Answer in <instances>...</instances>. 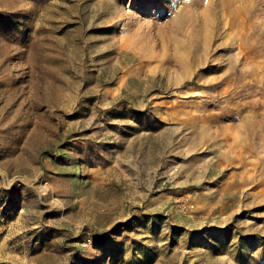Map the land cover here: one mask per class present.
Returning <instances> with one entry per match:
<instances>
[{
	"label": "rangeland",
	"instance_id": "1",
	"mask_svg": "<svg viewBox=\"0 0 264 264\" xmlns=\"http://www.w3.org/2000/svg\"><path fill=\"white\" fill-rule=\"evenodd\" d=\"M263 74L264 0H0V264H264Z\"/></svg>",
	"mask_w": 264,
	"mask_h": 264
},
{
	"label": "bare ground",
	"instance_id": "2",
	"mask_svg": "<svg viewBox=\"0 0 264 264\" xmlns=\"http://www.w3.org/2000/svg\"><path fill=\"white\" fill-rule=\"evenodd\" d=\"M228 14V13H227ZM209 23H206L205 25H202L199 24L203 29H205V32L206 34L208 35L209 39L211 42H214V40L216 39L217 37V32H218V24L216 22H223V20H218V21H215V20H211V21H208ZM211 22H215V23H211ZM233 23V22H232ZM221 26L223 23H220ZM225 28H228L230 33H228V31L226 30L224 32V37L226 38H231L232 36H235L237 34V31L236 30V26H234L233 24H225ZM220 52V51H219ZM212 59V58H211ZM206 63V62H205ZM209 64V63H208ZM206 68V67H205ZM213 68V67H212ZM157 69V68H156ZM261 74V73H260ZM264 75V74H263ZM202 77V76H201ZM201 80V79H200ZM211 80V79H210ZM199 86V85H198ZM197 86V87H198ZM195 87V86H194ZM186 89V88H185ZM197 89V88H196ZM250 123V122H249ZM244 125V124H243ZM251 128V127H250Z\"/></svg>",
	"mask_w": 264,
	"mask_h": 264
}]
</instances>
